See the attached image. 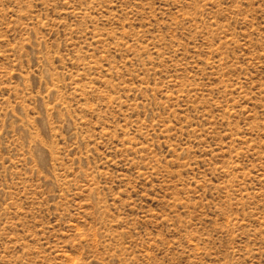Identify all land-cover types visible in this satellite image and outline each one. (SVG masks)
I'll use <instances>...</instances> for the list:
<instances>
[{"label":"rangeland","instance_id":"374dc122","mask_svg":"<svg viewBox=\"0 0 264 264\" xmlns=\"http://www.w3.org/2000/svg\"><path fill=\"white\" fill-rule=\"evenodd\" d=\"M0 264H264V0H0Z\"/></svg>","mask_w":264,"mask_h":264}]
</instances>
